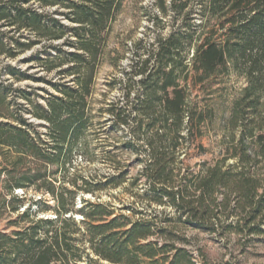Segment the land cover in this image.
Here are the masks:
<instances>
[{"label":"trees","instance_id":"1","mask_svg":"<svg viewBox=\"0 0 264 264\" xmlns=\"http://www.w3.org/2000/svg\"><path fill=\"white\" fill-rule=\"evenodd\" d=\"M155 5L156 23L171 12L174 27L137 44L126 102L108 109L109 132L126 131L123 147L136 152L141 167L131 176L133 165L110 152L113 173L99 180L78 175L70 188L51 174L69 171L72 150L95 125L90 97L123 0H0V59L16 60L47 41L27 60L46 76L11 63L0 71V148L9 176L0 212L18 213L8 226L19 227L0 231V264H201L189 248V229L216 239L237 236L244 252L264 235V0ZM230 69L247 80L226 120L231 138L222 157L192 170L186 161L206 151L204 127L215 118L212 107L192 98V88ZM26 80L54 91L34 100V89L14 86ZM28 157L41 167H20ZM30 187L50 194L55 206L43 197L27 204ZM121 187L132 198L122 206L98 196ZM45 210L55 217H38ZM22 221L28 223L20 227Z\"/></svg>","mask_w":264,"mask_h":264},{"label":"rangeland","instance_id":"2","mask_svg":"<svg viewBox=\"0 0 264 264\" xmlns=\"http://www.w3.org/2000/svg\"><path fill=\"white\" fill-rule=\"evenodd\" d=\"M55 9L51 8L49 10L53 11ZM172 14L169 12L166 17L162 16L163 21L157 24L156 16L161 15V13L155 5V0H123L122 10L111 25L105 47L106 58L98 71L95 90L90 97L91 114L95 125L72 150L70 155L71 164L68 165L69 171L63 170L60 173L51 174V178L58 177L59 180L66 181V186L70 188H73L71 182L78 175L99 180L114 172L111 162L108 160L110 152V155L116 156L122 165H133L130 166L131 176L137 174L141 165L136 160V152L126 150L123 147L124 140L128 137L126 131L109 132L111 114L108 109L113 103L122 104L126 102L125 82L130 76L131 64L136 59L137 44L141 41L144 44H149L155 41L159 34H169L174 27L171 23V20L173 22V19H171L173 18ZM46 44L47 41L45 40L42 45ZM42 45H37L33 50L26 51L16 60L0 59V71L5 63H11L19 68H28V73L31 75L46 76L41 68L36 67V61H27L33 53L42 49ZM143 50L141 49V51ZM192 55L191 52L190 57ZM5 78H8V76H5ZM11 81L13 80L9 79L8 82ZM14 86L29 88V90L34 89L36 93L33 95V99L41 102H44L43 96L47 95L46 90L54 91L45 82L35 80L15 82ZM246 86V78L230 69L229 72L220 70L210 76L204 88L200 85L192 88V98L212 107L215 112L213 122L207 123L204 127V135L201 139L206 151H196L186 161V165H189L192 170L200 169V164L204 161H212L217 157H222L223 149L231 138V130L226 121L230 114V107L236 99L240 98ZM137 90L138 86L135 85L132 96L136 94ZM17 99L18 102H26L20 97ZM12 108L15 110L16 107ZM31 120L36 123L42 122L33 117ZM39 129L46 132L45 127ZM2 153L3 151L0 148V206L3 204V200L8 197L5 185L9 178L6 171L3 170L7 162L4 160ZM24 162L25 165L22 163L23 165L20 166H25L23 169L28 166L35 168L37 165L40 167L42 165L33 157H28ZM48 168L50 172H54L58 166L53 165ZM42 170H46L45 166L42 167ZM78 184H82V181L78 180ZM23 192L22 189H19L14 193L21 196ZM27 193L29 200L27 204L34 203L31 197H35V200L41 197L47 199L50 208H53L56 204L52 196L44 190L30 187ZM81 195L88 199H96L91 194H79V196ZM79 196L77 203L80 205ZM98 196L101 200L115 202L118 206H122L123 201L129 202L132 200L130 194L122 187L102 190ZM45 202L46 200L41 206L45 207ZM23 212L24 208H20V213ZM17 217L18 213L0 212V231L10 232L19 229L18 226H8L9 222L17 219ZM38 217H55V214L52 210H45L40 212ZM77 219H81V216L77 215ZM27 223V221H22L19 226L22 227ZM189 233L192 242L189 244V248L193 250L198 261L202 260L201 264H264V235L256 236L255 241L249 243L244 252L242 242L238 240L237 236L232 235V239L228 240L213 238L207 232L196 229H189ZM202 254L205 255V259H203Z\"/></svg>","mask_w":264,"mask_h":264}]
</instances>
